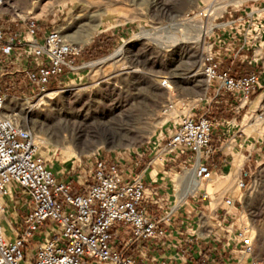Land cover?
Instances as JSON below:
<instances>
[{"label":"rangeland","instance_id":"374dc122","mask_svg":"<svg viewBox=\"0 0 264 264\" xmlns=\"http://www.w3.org/2000/svg\"><path fill=\"white\" fill-rule=\"evenodd\" d=\"M4 12L3 19L13 28L15 18L19 26L28 18L37 19L41 36L59 28L70 41L83 47L77 59V65L82 67L68 75L60 88L44 95L32 94L29 87L21 88L17 84L12 87L22 79V75H11L13 68L5 71L9 74L2 79L14 105L24 109L29 102L34 106L29 118H19L39 137V155L56 177L72 186L89 170L98 151L118 153L125 159L131 153L134 163L139 158L137 153L146 151L143 166L174 133L181 119L194 109L206 108L212 119L223 108H228L229 114L233 112L230 109L239 102L230 96L226 97L231 101L227 107L208 106L211 94L206 93L202 65L209 48L221 51L223 67L228 69L238 54L231 69L239 76L253 71L260 73V91L244 110L235 112L227 122L219 120L215 139L221 135L218 130L231 131L218 143L226 153L225 164L232 160L233 152L244 150L233 137L238 127H242L239 136L261 143L258 145L261 151L254 153L256 156L250 162L251 176L243 178L247 187L236 195V207L244 222H249L256 232L257 255L264 264V121H257L255 113L264 102V0H7ZM90 25L97 27V31L84 43L83 37ZM201 34H205L202 42L198 41ZM172 36L178 42L174 43ZM122 47L124 52L118 55ZM135 69L142 74L134 73ZM164 77L172 82V89L163 88L169 96L150 90L151 85L160 89ZM108 83H117L119 90L108 88ZM53 92L57 93L55 97L50 95ZM70 95L93 111L100 109L105 115L115 113L117 117H108L106 121L99 117L90 119L81 130L76 129L77 135L65 142L61 129L67 126L62 119L69 113L61 111L66 107L62 97ZM257 127L260 132L256 131ZM184 159L181 157L176 163L164 166L160 160L154 170L157 176L152 174L153 181L163 183V192L168 194L167 207L179 201L176 191L182 189L181 180L191 171ZM193 201L190 199L187 205ZM7 204L11 209L6 215L10 216L12 204ZM219 205H223L221 197H217L213 209ZM3 219L4 215L3 226L10 236L9 221ZM142 244L147 246L146 241ZM171 251L179 250L165 252Z\"/></svg>","mask_w":264,"mask_h":264},{"label":"built area","instance_id":"2783aa9c","mask_svg":"<svg viewBox=\"0 0 264 264\" xmlns=\"http://www.w3.org/2000/svg\"><path fill=\"white\" fill-rule=\"evenodd\" d=\"M6 6L7 0H0V264H170L148 259L142 244L145 241L151 250L175 248L177 252L197 243L200 257H205L203 246L210 247L205 262L183 264H261L256 232L244 222L233 198L224 199L215 227H202L205 236H197L195 241H169L162 225L171 213L165 218L150 214V206L161 209L168 203L155 182L146 180L160 160L164 166L185 157L189 170L197 169L194 177L199 182L204 185L211 181L213 172L206 160L218 121L206 108L185 115L143 166L146 151L138 154L136 163L131 153L125 159L118 153L98 151L75 186L56 177L39 155L36 135L17 111L6 108L9 94L2 79L9 74L5 71L13 68L11 75H22V79L12 87L17 84L31 88L32 94L44 95L60 88L68 75L82 67L77 59L83 47L70 41L59 28L41 36L37 19L28 18L19 26L15 18L13 28L3 19ZM237 58L235 54L231 68ZM223 60L221 51L213 48L204 57L202 74L208 81L206 93L211 94L208 106L221 104L230 96L239 102V106H232L233 111L240 112L260 91V73L235 77L231 68L223 67ZM171 85L168 77L161 81L164 88ZM255 113L257 121L264 120V102ZM239 186L242 191L247 183L240 179ZM5 197L25 214L21 221L10 224V236L1 225L7 209ZM208 198L206 192L200 196L203 201ZM184 251L189 254V247Z\"/></svg>","mask_w":264,"mask_h":264},{"label":"crops","instance_id":"0c3cea01","mask_svg":"<svg viewBox=\"0 0 264 264\" xmlns=\"http://www.w3.org/2000/svg\"><path fill=\"white\" fill-rule=\"evenodd\" d=\"M210 48L209 52L210 53ZM207 53V54H208ZM207 84L206 80H204ZM206 88V90H207ZM259 98V97H257ZM223 103L218 104L223 107H227L228 104L231 102L227 98L222 100ZM232 106V103L230 104ZM218 109V107H216ZM225 110H220L218 113H221L222 116L219 118L220 121L227 122L226 120L231 119V115L235 113V111L231 112L229 114L228 108H223ZM230 110H233L232 108ZM217 113V114H218ZM215 119V118H214ZM217 120V119H215ZM219 120L218 123H219ZM230 122H228L229 124ZM219 126V124H217ZM230 125H228L227 128H229ZM233 133V137L237 143L241 147L244 148L242 151L243 153H246L247 155H243L242 152L236 151L233 152L232 160L229 162V164H225V160H223V156L226 154L225 151H223V147H218V143L221 142V138L223 135H225L226 132H231L229 129L222 128L221 130H218V132L221 134L215 139L216 135V128L212 137V145H211V154L208 160H206V165L208 168H212L211 170L213 172V179L209 182V185L205 187L203 184L200 185L198 182H195L196 179L193 176V173L195 170L188 171L185 174V177L181 180L182 189L177 190L176 193L179 194L178 198L179 201H177L172 207L163 206V208L159 209L154 206L149 207L150 214L154 217H160L165 218L167 214L171 213L170 219L166 220L167 223L163 224L162 227L165 230L166 235H168V240L172 242L181 241V242H187L188 240L195 241V237H203L204 230L203 228H206L208 226L215 227V221H217L218 213L222 210L224 207L223 205H219L215 209H213L217 203V197L223 198V201L225 198H229L227 195L230 196V198H233L235 201L236 195L239 193V186L238 183L240 182V179L248 178L250 177V162L252 159L256 156H254V153H258L261 151L262 148H259L258 142H249L243 136H239L238 133L242 131V127H238L235 129ZM256 131L260 132V128L257 127ZM140 151V150H139ZM137 154H141L140 152ZM155 159L154 162L156 164ZM155 173V176H157L156 171H152L151 174L146 175V180L148 182H152L155 176L152 174ZM224 174H226L225 178L223 180L219 179ZM153 178V179H152ZM244 180V179H243ZM155 182V181H153ZM186 182V183H185ZM192 183V185L190 184ZM163 183L162 182H155V186L160 188L161 193L168 197V194L166 195L165 191L163 192ZM198 186H197V185ZM187 185V186H186ZM192 186L191 192L185 197V193L187 192V189ZM187 188V189H186ZM194 188V189H193ZM173 191V189L171 190ZM212 194V198L209 195V198L206 200H201L200 196L203 193ZM189 195H194L193 197H189ZM9 196H11L9 194ZM217 196V197H216ZM167 199V198H166ZM190 199H193V203L187 205ZM5 205L7 207L6 212L4 214V220L9 221V225L12 222L21 221L24 218V213L19 210V208L15 205V203L12 201L10 197H5L4 199ZM7 203L12 204V210L13 213L10 216H7V213H10V207ZM206 204V205H205ZM209 205L212 206V209L209 208ZM2 227L4 232L6 231V228ZM189 247L190 253H186L184 249ZM181 250L180 252H165L164 250H158V249H149L147 246L144 248V250L147 253L148 259H154L157 262L161 263L164 260L167 261V263L170 264H183L186 261L196 262V260H199V263L205 262L206 255L210 252V247L203 246L204 255L205 257H200L201 250L198 253L199 246L197 243H194L192 245H185V248ZM164 251V253H163ZM185 253L184 257H182V254Z\"/></svg>","mask_w":264,"mask_h":264},{"label":"bare ground","instance_id":"6f19581e","mask_svg":"<svg viewBox=\"0 0 264 264\" xmlns=\"http://www.w3.org/2000/svg\"><path fill=\"white\" fill-rule=\"evenodd\" d=\"M212 8V7H211ZM97 31V27H93V26H88V29L86 31V34L84 35L83 39H84V43L85 42H89L91 40V38L94 36L95 32ZM146 34V33H145ZM208 34V33H207ZM144 35V34H143ZM139 36V35H138ZM137 36V38H139ZM142 36V35H141ZM148 36V34L145 35V37ZM205 34H201L198 38V41H203V38H204ZM66 37L68 38L69 36L66 35ZM70 39V37H69ZM171 40L174 41V43H176V41L178 42V40H176V38L174 36H172L170 38ZM128 43H126L125 45H127ZM124 52V47H122L119 51H118V55H121L123 54ZM209 54V53H208ZM207 54V55H208ZM134 73L136 74H142V72L139 70V69H135L134 70ZM207 81V80H206ZM208 83V81H207ZM108 88H113L115 91L119 90V85L117 83H108ZM164 87L161 86L160 84V89H157L155 88V86L151 85L150 86V90L152 92H155L156 94H160L162 96H169V93L167 94V92H165V90L163 89ZM167 89H172V86H170L169 88ZM109 90V89H108ZM51 96H56L57 93L53 92L50 94ZM79 96V95H78ZM64 99V102H65V105L66 107L65 108H61V111H67L69 113V116L67 115H64L63 116V119L62 121L64 120V122H66V126L67 127H63V129H61V137L64 138L65 142H67L69 139L73 138L75 135H77V132H76V129H79L81 130L83 128V126H85L87 123H88V120L90 119H93V118H101V120L103 121H106L108 119V117H112V118H116L117 115L115 113H111L110 116L109 115H105L104 113H102V111H100V109L98 111H93L91 110L89 107L85 106V104L81 103V101H79L78 99H76V97H74L73 95L71 96H68V97H62ZM53 100V99H52ZM51 100V101H52ZM13 99L11 98H7V102H6V108H13L15 111L19 112L18 113V116H23V118L27 119V117L29 118L30 117V114H31V111H33L34 109V106H31L29 104V102H26L27 103V106L24 107L23 109V106H19V105H14L13 104ZM50 101V102H51ZM74 104H73V103ZM53 102H51L52 104ZM55 106H58L57 104H55ZM51 108V107H50ZM21 114V115H20ZM23 114V115H22ZM121 114V113H120ZM122 115V114H121ZM60 118V117H59ZM24 121V120H23ZM264 121V120H262ZM64 125V123H63ZM74 127V128H73ZM29 129V128H28ZM31 131V129H29ZM32 132V131H31ZM35 133V131H33ZM32 132V133H33ZM79 135V133H78ZM37 138V142L38 141V138L39 137H36ZM41 140L40 141H43L45 143V140L43 139L42 140V137H40ZM60 149H61V145L59 146ZM62 149L64 151H68L67 148H65V146L62 147ZM195 170L194 173L196 172V168L193 169ZM194 173H193V176H194ZM196 179V178H195ZM212 179H213V176H212ZM195 182H198L200 185H202V182H199L197 179ZM186 183V182H185ZM240 183V182H239ZM239 183H238V186H239ZM192 185V183H190ZM197 185V184H196ZM187 186V185H186ZM198 186V185H197ZM187 189V188H186ZM194 189V188H193ZM239 189H240V186H239ZM192 190V186H190L188 189H187V192L185 193V197L191 192ZM4 201V199H3ZM1 225H2V222H1ZM4 232V230H3Z\"/></svg>","mask_w":264,"mask_h":264},{"label":"trees","instance_id":"16d2710c","mask_svg":"<svg viewBox=\"0 0 264 264\" xmlns=\"http://www.w3.org/2000/svg\"><path fill=\"white\" fill-rule=\"evenodd\" d=\"M236 71H233V76L235 77H239V74L237 73ZM222 114L221 113H218L215 115V119L219 120V118H221Z\"/></svg>","mask_w":264,"mask_h":264}]
</instances>
